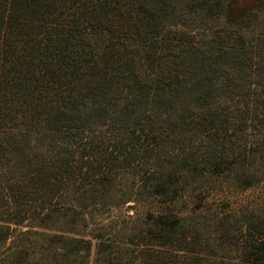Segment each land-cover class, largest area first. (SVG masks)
Instances as JSON below:
<instances>
[{
  "label": "trees",
  "instance_id": "1",
  "mask_svg": "<svg viewBox=\"0 0 264 264\" xmlns=\"http://www.w3.org/2000/svg\"><path fill=\"white\" fill-rule=\"evenodd\" d=\"M238 1L0 0V264H264V0Z\"/></svg>",
  "mask_w": 264,
  "mask_h": 264
},
{
  "label": "rangeland",
  "instance_id": "2",
  "mask_svg": "<svg viewBox=\"0 0 264 264\" xmlns=\"http://www.w3.org/2000/svg\"><path fill=\"white\" fill-rule=\"evenodd\" d=\"M249 0H239L238 2H236L235 3V7H241V6H243L244 4H246L247 2H248ZM226 197L227 196H225L224 198L221 196V198H222V200H225L226 199ZM245 194L244 193H242V194H240V193H235V194H232L231 195V197L228 199V200H226L224 203H226V202H237L236 204H240V203H242L244 200H245ZM209 201H210V199H209ZM212 201V200H211ZM117 214V213H116Z\"/></svg>",
  "mask_w": 264,
  "mask_h": 264
}]
</instances>
